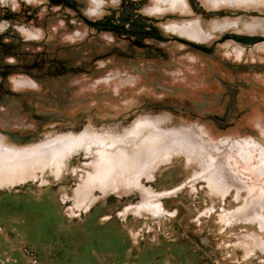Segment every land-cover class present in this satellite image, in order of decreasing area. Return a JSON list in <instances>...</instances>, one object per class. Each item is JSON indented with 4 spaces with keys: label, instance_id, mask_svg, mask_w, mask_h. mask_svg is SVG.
Returning <instances> with one entry per match:
<instances>
[{
    "label": "rangeland",
    "instance_id": "rangeland-1",
    "mask_svg": "<svg viewBox=\"0 0 264 264\" xmlns=\"http://www.w3.org/2000/svg\"><path fill=\"white\" fill-rule=\"evenodd\" d=\"M218 1L0 0L4 146L91 138L62 162L0 184V264H264V39L232 38L264 37V2ZM195 25L208 39L174 30ZM23 77L36 86H18ZM142 121L153 127L130 135ZM160 132L157 149L169 154L152 166L148 139ZM176 137L205 152L177 149ZM122 153L138 161L137 186L121 181ZM101 154L112 182H96L78 207ZM151 202L164 213L142 208Z\"/></svg>",
    "mask_w": 264,
    "mask_h": 264
},
{
    "label": "bare ground",
    "instance_id": "bare-ground-1",
    "mask_svg": "<svg viewBox=\"0 0 264 264\" xmlns=\"http://www.w3.org/2000/svg\"><path fill=\"white\" fill-rule=\"evenodd\" d=\"M183 2H184V4H186L185 0H183ZM218 2L240 3L238 5H241V3L247 4V2L263 3L264 0H219ZM175 5H176V3H175ZM93 13H96V12H93ZM227 25H229V24H226V26ZM249 28L252 32H254L255 29L257 28V26H250ZM174 30L179 31V32L187 35L189 38L194 39V40H206V39H208V35L203 30L201 25L191 26L190 28H186V29H179L176 27V28H174ZM17 84H18V86H27V87L28 86H32V87L36 86L35 82H33L31 79L26 78V77L21 78L17 82ZM156 126H158V125H156ZM147 127H153V124L150 122H143L142 121L139 124H137L136 127L133 128V130H131L130 135H138L141 132H143V130L146 129ZM149 130L151 131V129H149ZM160 134H161V132L159 134H153V136L148 139V143H149L150 148L147 152H148V156L150 157L149 159L151 160L152 166L154 164H156L158 161H160V159L163 156V153L165 154V156H167V154H169V152H167V151L163 152L159 148L157 149L158 144L161 141ZM163 135H165V137H166V134L163 133ZM88 139H91V138L86 137V136L79 137V138H77V137L73 138L70 136H59L56 139L54 138L51 141L44 142L43 144H41L35 148L29 149V150H19V149L16 150L13 148L11 149V148L5 147L4 143H3V138L0 135V184H3V183H5V184L10 183L11 184L15 179H17L19 177H23L26 174H28L37 165L49 164V163L58 164V163L62 162V160L64 158H66L67 156L72 154L74 151H76V149L79 148L80 146H82V144H84ZM106 140H107V138H106ZM99 143L102 145V144H105V141L99 139ZM174 146L179 150L188 151V153L189 152L192 153L195 151L196 152L197 151L202 152V153L205 152V148H204L205 145L203 146L202 144H198L196 146H190L189 142L184 138H177L174 142ZM237 148L240 152L242 151L243 160H245V161L250 160L251 152L249 150H247V148H245L244 146H241V145H238ZM191 149H192V151H191ZM122 154H123V161H122L123 165L120 164V166L122 165V169H123V180H121V181L129 184L130 186L139 185L141 174L139 173V175L136 177V173L138 172V171L136 172V170H137V168H140V166L138 165V161L136 159H133L134 157L130 158L129 156H126L125 153H122ZM260 154H261L262 161L260 160L261 163H260V165L257 166V172L260 176H263L264 175V148L261 149ZM118 156L120 157V155H118ZM137 158H138V156H137ZM131 159H133V160H131ZM139 159H140V157L138 158V160ZM149 165L147 164L146 167L147 166L149 167ZM214 166H215L214 160L211 159L208 162L207 167L205 169L206 172H210L214 168ZM112 170H114V167H113V164L111 163L110 159H108L106 154H101V162L99 163L98 171L96 174H94V176H91L88 179L87 186L82 191V195H81V197H79L80 199L77 202L78 207H82V206L85 207V204L88 200V195L91 193V191H94L93 188L95 187L96 182H98L99 180H105V182L108 181V179H110L112 177L111 176ZM118 170H120V169H118ZM120 171H122V170H120ZM119 172H118V174H119ZM117 177H120V175ZM209 180H210V182L215 183V185L217 187H219L220 190L222 189L220 192L223 191L224 194H226L228 192L229 187L227 185L225 186L223 181L220 180L218 177L211 175ZM20 181H22V180L20 179ZM17 182H19V181H17ZM111 182H109V183H111ZM116 183L118 184L119 182H116ZM15 184H16V182H15ZM121 184H123V183H121ZM98 185L99 184H97V186ZM104 186L106 187L107 185L105 184ZM114 186H116V184H114ZM142 208L147 209L148 211L152 212L156 216L164 213V209H163L161 204H156V203L153 204L151 202V203L145 204V207L143 206Z\"/></svg>",
    "mask_w": 264,
    "mask_h": 264
},
{
    "label": "water",
    "instance_id": "water-1",
    "mask_svg": "<svg viewBox=\"0 0 264 264\" xmlns=\"http://www.w3.org/2000/svg\"><path fill=\"white\" fill-rule=\"evenodd\" d=\"M84 20L89 25H93V26L99 25L97 22L89 21L86 18H84ZM152 35L159 40H162V41L166 40V38L159 35L158 32L152 33ZM232 38L236 41L245 42V43H255L258 41H262L264 39L263 36H253L250 34H232ZM184 43L204 53H209V54L213 53V48L211 47H204L202 45L195 44L191 41H184ZM184 236L188 238L192 243H194L199 249H201L206 254H210L213 251V249L208 245L207 240L202 239L198 235L193 234L191 231H185Z\"/></svg>",
    "mask_w": 264,
    "mask_h": 264
},
{
    "label": "flooded vegetation",
    "instance_id": "flooded-vegetation-1",
    "mask_svg": "<svg viewBox=\"0 0 264 264\" xmlns=\"http://www.w3.org/2000/svg\"><path fill=\"white\" fill-rule=\"evenodd\" d=\"M96 13L95 14H98V13H100V11L98 10V12L97 11H95ZM123 19V18H122ZM125 21V20H124Z\"/></svg>",
    "mask_w": 264,
    "mask_h": 264
}]
</instances>
